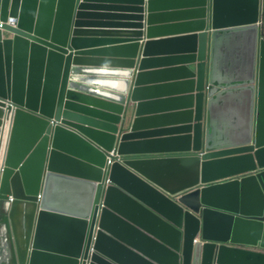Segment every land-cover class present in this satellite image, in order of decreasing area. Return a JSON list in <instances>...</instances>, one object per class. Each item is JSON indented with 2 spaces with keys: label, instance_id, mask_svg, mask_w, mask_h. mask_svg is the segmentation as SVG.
<instances>
[{
  "label": "water",
  "instance_id": "1",
  "mask_svg": "<svg viewBox=\"0 0 264 264\" xmlns=\"http://www.w3.org/2000/svg\"><path fill=\"white\" fill-rule=\"evenodd\" d=\"M9 18L0 264H264V0H0Z\"/></svg>",
  "mask_w": 264,
  "mask_h": 264
},
{
  "label": "clouds",
  "instance_id": "2",
  "mask_svg": "<svg viewBox=\"0 0 264 264\" xmlns=\"http://www.w3.org/2000/svg\"><path fill=\"white\" fill-rule=\"evenodd\" d=\"M15 19H11L9 18V20L7 21V23H4L2 21H0V24H2V28H0V31L3 32V28L7 25L10 27H14L15 26ZM257 25L259 26V28L262 31V26H263V22L261 20V18L259 19V22L257 23ZM7 107H13V105L10 102H5ZM7 141H8V137L6 139L3 140V145L1 146L0 144V174L4 171V163H5V158H6V149H7ZM115 159H117L118 161H121L123 159V157L118 153V150H113L112 152H110V155L108 157V162L105 168V171L107 173V176L105 178V182L104 185L105 187H108L111 185V179H110V170L112 165L115 163ZM111 161V163H110ZM38 199H41V195L38 196ZM9 201L12 202L13 198L10 196L9 197ZM104 203V198L102 197L101 202L99 204L100 209H102ZM95 237L93 239V243L91 245L90 248V252L89 255L91 256L94 252H95V248H94V244H95ZM197 239L194 240V242H196Z\"/></svg>",
  "mask_w": 264,
  "mask_h": 264
},
{
  "label": "crops",
  "instance_id": "3",
  "mask_svg": "<svg viewBox=\"0 0 264 264\" xmlns=\"http://www.w3.org/2000/svg\"><path fill=\"white\" fill-rule=\"evenodd\" d=\"M106 30H112V29H106ZM156 80H158V79H154L153 81H156Z\"/></svg>",
  "mask_w": 264,
  "mask_h": 264
},
{
  "label": "built area",
  "instance_id": "4",
  "mask_svg": "<svg viewBox=\"0 0 264 264\" xmlns=\"http://www.w3.org/2000/svg\"><path fill=\"white\" fill-rule=\"evenodd\" d=\"M0 28H2V24H0ZM110 163H111V161H110Z\"/></svg>",
  "mask_w": 264,
  "mask_h": 264
}]
</instances>
